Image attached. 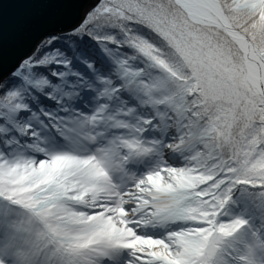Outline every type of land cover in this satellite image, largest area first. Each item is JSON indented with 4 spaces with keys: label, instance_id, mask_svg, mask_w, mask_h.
Returning <instances> with one entry per match:
<instances>
[{
    "label": "snow or ice",
    "instance_id": "6c2138e0",
    "mask_svg": "<svg viewBox=\"0 0 264 264\" xmlns=\"http://www.w3.org/2000/svg\"><path fill=\"white\" fill-rule=\"evenodd\" d=\"M0 264H264V0H0Z\"/></svg>",
    "mask_w": 264,
    "mask_h": 264
}]
</instances>
